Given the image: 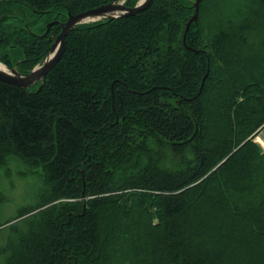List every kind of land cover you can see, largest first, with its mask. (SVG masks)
<instances>
[{"label": "trees", "instance_id": "obj_1", "mask_svg": "<svg viewBox=\"0 0 264 264\" xmlns=\"http://www.w3.org/2000/svg\"><path fill=\"white\" fill-rule=\"evenodd\" d=\"M111 1L0 0V62L30 71ZM192 1L78 24L43 82L0 80V173L34 181L7 217L0 189V264H264V0L183 41Z\"/></svg>", "mask_w": 264, "mask_h": 264}, {"label": "water", "instance_id": "obj_2", "mask_svg": "<svg viewBox=\"0 0 264 264\" xmlns=\"http://www.w3.org/2000/svg\"><path fill=\"white\" fill-rule=\"evenodd\" d=\"M125 0H113L107 4H101L94 8H90L78 13H68L64 22H61L59 27L60 31L57 35L51 33V45L48 53L42 58L37 65L26 73L19 72L16 65L8 67L2 63L3 68L0 67V80L15 85L20 88H28L34 83L43 82L46 74L53 68V66L61 58L66 45V36L68 32L78 24L99 21L103 19H114L124 16H132L144 9H146L152 0H138L134 6H127ZM202 0H193L194 12L188 19L185 25L183 41H185V34L189 30L192 23H197L199 6ZM50 24L47 25L46 30ZM188 49H192L186 46ZM194 52L198 50L192 49ZM41 87V84L39 88Z\"/></svg>", "mask_w": 264, "mask_h": 264}, {"label": "rangeland", "instance_id": "obj_3", "mask_svg": "<svg viewBox=\"0 0 264 264\" xmlns=\"http://www.w3.org/2000/svg\"><path fill=\"white\" fill-rule=\"evenodd\" d=\"M223 0H211V3L205 4V11L202 13H198V24L205 25L214 15H223L227 12V10H224V6L221 7L217 6V9H215L216 4H220ZM237 2H241L242 0H236ZM213 6L212 8H210ZM220 7L222 9V12L219 14ZM210 8V9H208ZM239 14L237 12H233V14H225V15H236ZM231 17V16H230ZM1 63V62H0ZM216 86V85H215ZM255 143L264 148V130H261L255 137H254ZM12 175L11 178H8L4 175V172L2 171L0 173V189L2 192L6 195V200L1 205L2 210V216L7 217V215H11L14 213V211L18 207H22L24 205L30 204L33 202V192H31L30 184H33V180L30 177L27 178H21L20 176H16L14 171H16V168H20L23 170L22 166H18L16 164L12 165Z\"/></svg>", "mask_w": 264, "mask_h": 264}, {"label": "bare ground", "instance_id": "obj_4", "mask_svg": "<svg viewBox=\"0 0 264 264\" xmlns=\"http://www.w3.org/2000/svg\"><path fill=\"white\" fill-rule=\"evenodd\" d=\"M0 67H2V68H3V65H2V64H0Z\"/></svg>", "mask_w": 264, "mask_h": 264}, {"label": "flooded vegetation", "instance_id": "obj_5", "mask_svg": "<svg viewBox=\"0 0 264 264\" xmlns=\"http://www.w3.org/2000/svg\"><path fill=\"white\" fill-rule=\"evenodd\" d=\"M128 6V5H127Z\"/></svg>", "mask_w": 264, "mask_h": 264}]
</instances>
